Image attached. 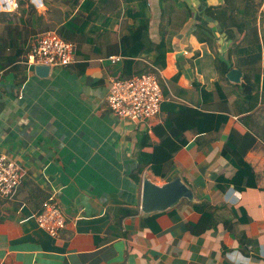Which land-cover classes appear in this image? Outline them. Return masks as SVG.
I'll return each mask as SVG.
<instances>
[{
  "label": "crops",
  "instance_id": "crops-1",
  "mask_svg": "<svg viewBox=\"0 0 264 264\" xmlns=\"http://www.w3.org/2000/svg\"><path fill=\"white\" fill-rule=\"evenodd\" d=\"M31 1L44 11L42 0ZM118 1L124 9L123 0ZM181 1L192 12L185 20L178 2L168 0L163 17L161 0H147L151 39L159 40L161 20L170 17L167 31L173 36L165 66L159 70L165 86L160 112L143 122L115 115L106 103L110 82L120 77L124 60L112 64L107 56L76 58L69 65L52 67L47 77L29 68L19 84L12 72H0V153L16 161L24 178L31 180L18 187L4 208L15 218L0 224V264H264V80L256 105L247 110L239 88L243 73L239 82L227 74L220 77L209 45L194 35L195 25L202 23L215 34L220 54L231 41L205 15L200 2ZM116 2L108 0L102 13H109ZM127 21L126 13L114 40ZM257 27L264 36L260 14ZM179 106L199 117L223 115L225 121L218 128L204 129L212 117L174 114ZM143 131L149 137L144 152L161 142L180 146L171 153L164 178L146 167L140 182L135 181L138 161L143 159L136 148L137 135ZM245 132L254 138L244 156L250 176L232 184L237 169L223 147L227 141L240 145ZM146 174L157 183L179 174L197 202L182 199L164 212L144 214L140 206ZM219 176L230 182H221L223 189ZM51 193L66 221L57 237L36 223L43 196ZM203 202L216 207V222L193 233L188 224L201 214L193 204Z\"/></svg>",
  "mask_w": 264,
  "mask_h": 264
},
{
  "label": "trees",
  "instance_id": "trees-1",
  "mask_svg": "<svg viewBox=\"0 0 264 264\" xmlns=\"http://www.w3.org/2000/svg\"><path fill=\"white\" fill-rule=\"evenodd\" d=\"M108 0H42L44 11L31 0H16L17 10L14 12L0 11V72H12L17 84L26 80L27 66L22 60L30 50L31 43L48 30H55L63 39L76 44V58L90 59L92 56H109L111 54L122 55L124 64L118 78H126L132 74L153 73L165 91L164 83L159 76V70L165 66V54L170 50V40L173 32L167 31L172 26L173 19H162L164 23L159 25V40L153 41L149 33L150 9L147 0H135L121 3L116 0V5L109 13L103 14L102 9ZM185 12L184 20L191 16V9L184 1L174 0ZM204 6V13L218 25L231 45L225 54H220L216 47L215 34L204 27L202 23L196 24L194 35L198 41H206L214 54L215 66L220 77H225L231 67H236L243 73V83L239 85L243 100L247 102L246 109L251 110L257 103L259 84L264 80V36H259L257 19L259 14L264 18V0H222L220 5H209V0H197ZM168 0H161V8L164 13ZM128 14L127 24L120 28L118 41L115 29L121 16ZM165 13L162 15L164 17ZM83 45H89L90 49H84ZM142 59H146L148 63ZM83 67L86 63L81 64ZM195 118L212 117L211 122L205 123L204 129L218 128L224 121L223 115L200 114L199 117L187 106H179L174 109V114H187ZM168 119V118H167ZM212 123V124H210ZM196 128L195 126H193ZM193 129V128H189ZM183 132V130H181ZM179 133V132H177ZM180 134V133H179ZM174 135V133H173ZM242 142L235 146L229 141L225 142L223 153L230 159L237 169L236 178L230 180L232 184L239 181L242 176L249 178L250 168L244 160L246 152L253 144V137L248 132L242 135ZM149 137L145 131L138 133L136 148L143 158L138 161L135 173V181L140 182V174L148 167L153 175L164 178L171 166V153L180 146L178 143H160L150 153L144 152L149 144ZM221 176L218 177V186L224 188L221 182H227ZM31 180L22 179L23 182ZM18 190V189H17ZM17 192V191H16ZM16 194V193H15ZM14 194V195H15ZM41 194V193H40ZM43 195V194H41ZM44 199L47 198L43 196ZM11 199L0 197V224L4 220L14 219L4 210ZM199 211L200 217L195 223H189L191 232L199 233L214 227L216 219L215 206L208 202L193 204ZM240 223V218H238ZM229 231L232 228L227 225ZM240 242L243 241L240 237ZM245 240V239H244Z\"/></svg>",
  "mask_w": 264,
  "mask_h": 264
},
{
  "label": "built area",
  "instance_id": "built-area-1",
  "mask_svg": "<svg viewBox=\"0 0 264 264\" xmlns=\"http://www.w3.org/2000/svg\"><path fill=\"white\" fill-rule=\"evenodd\" d=\"M15 10L16 0H11L10 5L0 0V11ZM75 52L76 45L73 42L63 39L55 30H48L31 43L22 63L27 66V70L37 64L51 68L63 67L76 60ZM106 59L115 64L123 61L124 57L109 55ZM162 94L160 83L153 73L132 74L110 82L106 103L115 115L140 123L159 114ZM23 178L24 172L19 164L6 154L0 153V197L12 198ZM36 223L52 237H57L65 228V216L53 193L42 202L36 215Z\"/></svg>",
  "mask_w": 264,
  "mask_h": 264
},
{
  "label": "water",
  "instance_id": "water-1",
  "mask_svg": "<svg viewBox=\"0 0 264 264\" xmlns=\"http://www.w3.org/2000/svg\"><path fill=\"white\" fill-rule=\"evenodd\" d=\"M33 70L37 76L47 77L51 67L37 64L34 65ZM241 75L242 72L236 68L230 69L227 73L230 80L234 82H239ZM182 199L197 202L192 189L179 174H174L162 183L155 182L149 174L143 176L140 207L144 214L164 212L180 203Z\"/></svg>",
  "mask_w": 264,
  "mask_h": 264
},
{
  "label": "bare ground",
  "instance_id": "bare-ground-1",
  "mask_svg": "<svg viewBox=\"0 0 264 264\" xmlns=\"http://www.w3.org/2000/svg\"><path fill=\"white\" fill-rule=\"evenodd\" d=\"M4 1H9V0H4Z\"/></svg>",
  "mask_w": 264,
  "mask_h": 264
},
{
  "label": "rangeland",
  "instance_id": "rangeland-1",
  "mask_svg": "<svg viewBox=\"0 0 264 264\" xmlns=\"http://www.w3.org/2000/svg\"><path fill=\"white\" fill-rule=\"evenodd\" d=\"M189 37V36H188Z\"/></svg>",
  "mask_w": 264,
  "mask_h": 264
}]
</instances>
